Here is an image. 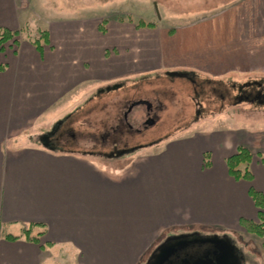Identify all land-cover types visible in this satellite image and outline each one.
Returning <instances> with one entry per match:
<instances>
[{"label":"crops","instance_id":"obj_1","mask_svg":"<svg viewBox=\"0 0 264 264\" xmlns=\"http://www.w3.org/2000/svg\"><path fill=\"white\" fill-rule=\"evenodd\" d=\"M20 3L0 0V31L22 33L29 15ZM260 4L255 17L263 33L256 34L260 49L254 52L262 66L264 0ZM54 13L45 21L46 44L36 47L30 37H14L17 43L0 47V264H140L167 239L194 231L215 235L235 252L238 238L250 236L242 234L240 221L258 219L249 190L264 197V168L253 156L252 180H235L225 161L240 147L264 155L261 130L191 127L158 152L126 159L58 151L52 122L72 96L87 86L149 72L150 60L136 65L127 47L121 60L104 64L86 20ZM241 38L245 45L246 37L232 36L230 27L190 32L194 72L217 71L212 77L224 79L230 72L225 66L246 64ZM207 152L213 160L203 159ZM30 224L43 226L33 233L45 230L38 244L5 239ZM253 259L237 261L264 264V254L260 263Z\"/></svg>","mask_w":264,"mask_h":264},{"label":"rangeland","instance_id":"obj_2","mask_svg":"<svg viewBox=\"0 0 264 264\" xmlns=\"http://www.w3.org/2000/svg\"><path fill=\"white\" fill-rule=\"evenodd\" d=\"M20 5L29 19L17 37L46 44L40 33L45 21L58 11L86 20V31L93 30L104 64L121 60L127 47L136 65L140 59L150 60L149 72L98 87L87 86L72 96L52 122L51 136L58 151L96 159L120 155L126 159L158 152L166 140L191 127L236 128L239 132L256 128L264 136V64L255 62L258 58L254 52L260 49L256 48V34L263 33L255 17L260 14V0H21ZM212 26L216 32H227L230 27L237 39L239 35L246 37L245 45L241 38L246 64L225 66L230 72L224 79L212 77L217 71L206 74L192 69L194 44L186 40L194 30L213 34ZM142 102L153 106L149 119ZM125 112L128 125L123 122ZM114 147L125 153L111 154ZM212 155L207 152L203 159L211 161ZM176 237L167 239L165 246L155 249L140 264H151L164 247L216 236L194 231ZM237 245V260L251 255L260 263L264 238L250 234L247 241L238 238Z\"/></svg>","mask_w":264,"mask_h":264},{"label":"trees","instance_id":"obj_3","mask_svg":"<svg viewBox=\"0 0 264 264\" xmlns=\"http://www.w3.org/2000/svg\"><path fill=\"white\" fill-rule=\"evenodd\" d=\"M147 26L150 25L148 24ZM18 34L19 32H10L7 30L0 31V47L2 48L5 43H8L9 41L12 40L13 43H17V40L16 39L14 40V37H17ZM40 35H41L40 38L46 39L47 32L41 31ZM29 39L34 45H36V47H40L41 40H37L33 38H29ZM192 83L196 84V81L194 80ZM257 157H259L260 163L264 168V155H260ZM252 159H253V155L248 149L244 147L238 148L236 153L228 157L225 161L230 176L233 177L235 180H246L250 182L252 180V174L250 172L249 165ZM249 195L257 208L258 219L257 221L242 219L240 221V227L242 231L264 238V197L261 193L253 189L249 190ZM38 226L43 227L40 224H30L29 226L22 228L18 236L5 235V239L10 241H16L21 238H24L26 241L38 244L40 242V237H42V235H44L45 233V230H42L34 234L33 230ZM207 242L211 243V241H207Z\"/></svg>","mask_w":264,"mask_h":264},{"label":"flooded vegetation","instance_id":"obj_4","mask_svg":"<svg viewBox=\"0 0 264 264\" xmlns=\"http://www.w3.org/2000/svg\"><path fill=\"white\" fill-rule=\"evenodd\" d=\"M124 124L126 123L124 122ZM123 153H125V150L119 152L116 147L111 152L113 155ZM208 240L191 239L178 245L169 246L158 256L156 262L153 261L151 264H191L198 259H206L211 264L213 262H217V264H229L227 261H223V263L221 261L224 255V248L215 243H208Z\"/></svg>","mask_w":264,"mask_h":264},{"label":"water","instance_id":"obj_5","mask_svg":"<svg viewBox=\"0 0 264 264\" xmlns=\"http://www.w3.org/2000/svg\"><path fill=\"white\" fill-rule=\"evenodd\" d=\"M141 105L144 106L145 114H146V119H149L151 113L153 112V106L150 103H148V102H142ZM127 115H128L127 112L124 113V122L126 124H127V119H126L127 118ZM208 241H211V243H215L216 245H220V246H222L224 248V255H223L222 260H221L222 263H223V261L224 262L227 261V262H229V264L231 262H233L231 264H238V261H237L236 256L234 255V250H233V247L232 246H230L229 244H227L223 240H219V239H215V238L209 239ZM164 249H166V247H164L162 249L161 253L163 252ZM156 260L154 262H156ZM191 264H211V262L210 261H207L206 259H198L197 261H195V262H193ZM213 264H217V262H213Z\"/></svg>","mask_w":264,"mask_h":264}]
</instances>
